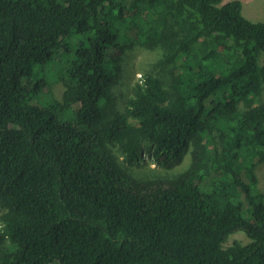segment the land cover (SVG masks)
<instances>
[{"label": "trees", "instance_id": "16d2710c", "mask_svg": "<svg viewBox=\"0 0 264 264\" xmlns=\"http://www.w3.org/2000/svg\"><path fill=\"white\" fill-rule=\"evenodd\" d=\"M73 33L65 122L25 103ZM135 47L157 54L118 112ZM261 163L264 22L241 1L0 0V264H264Z\"/></svg>", "mask_w": 264, "mask_h": 264}, {"label": "rangeland", "instance_id": "374dc122", "mask_svg": "<svg viewBox=\"0 0 264 264\" xmlns=\"http://www.w3.org/2000/svg\"><path fill=\"white\" fill-rule=\"evenodd\" d=\"M230 0H223L227 2ZM242 3L243 15L254 22H264V0H239ZM87 38L80 34H71L65 39V49L60 50L51 60L44 64H35L33 76L30 78V86L33 88L30 96L25 103L27 106L38 107L53 114L58 120L71 122L73 112L77 105L71 107H60V98L64 89L59 76L62 74L64 66L74 57L77 47L82 43H87ZM156 52L146 50L144 48L135 47L126 53L121 59V74L114 82L112 91L114 93L115 108L118 112L123 110L125 101L131 94V89L141 74L151 67L156 57ZM26 79H23V82ZM39 81L45 82V86L38 89L35 88ZM117 154L120 156L119 152ZM187 160L179 169L186 166ZM151 158L148 154L147 144H142V150L137 163L129 165V168L136 173L150 170L154 168ZM256 176L258 179L259 189L264 191V163L256 168ZM248 238L242 232L232 234L224 244L225 247L230 246L234 242L246 243Z\"/></svg>", "mask_w": 264, "mask_h": 264}]
</instances>
